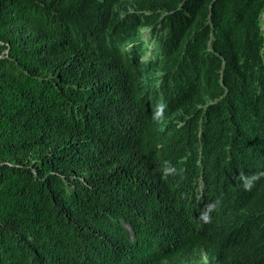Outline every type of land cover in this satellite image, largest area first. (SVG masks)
I'll list each match as a JSON object with an SVG mask.
<instances>
[{
	"label": "trees",
	"instance_id": "obj_1",
	"mask_svg": "<svg viewBox=\"0 0 264 264\" xmlns=\"http://www.w3.org/2000/svg\"><path fill=\"white\" fill-rule=\"evenodd\" d=\"M261 173L264 0H0V264H264Z\"/></svg>",
	"mask_w": 264,
	"mask_h": 264
},
{
	"label": "clouds",
	"instance_id": "obj_2",
	"mask_svg": "<svg viewBox=\"0 0 264 264\" xmlns=\"http://www.w3.org/2000/svg\"><path fill=\"white\" fill-rule=\"evenodd\" d=\"M165 164L167 165L166 167L163 168V174L167 175V174H175L177 172V169L175 168L174 165H171L170 162H165ZM261 175H264V173H261ZM242 179L244 180V188L245 189H251L252 185H253V180L256 179V177H244L242 176ZM217 203H219V201H217ZM209 210H211L213 207H215V204L212 205H207L206 206ZM202 218L204 219V221H208L209 220V216L207 213L202 212L201 213Z\"/></svg>",
	"mask_w": 264,
	"mask_h": 264
}]
</instances>
